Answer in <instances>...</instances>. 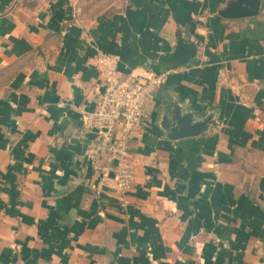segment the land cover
<instances>
[{
  "label": "crops",
  "instance_id": "1",
  "mask_svg": "<svg viewBox=\"0 0 264 264\" xmlns=\"http://www.w3.org/2000/svg\"><path fill=\"white\" fill-rule=\"evenodd\" d=\"M251 2L0 0V264H264V0L229 16ZM101 52L164 75L125 193L84 153ZM168 98L217 124L165 138Z\"/></svg>",
  "mask_w": 264,
  "mask_h": 264
},
{
  "label": "built area",
  "instance_id": "2",
  "mask_svg": "<svg viewBox=\"0 0 264 264\" xmlns=\"http://www.w3.org/2000/svg\"><path fill=\"white\" fill-rule=\"evenodd\" d=\"M95 66L104 90L97 106L83 112L85 128L94 135L84 153L101 178L112 172L117 191L125 193L134 181L133 168L126 161L131 134L140 127L144 106L164 75L152 71L121 75L118 57L104 52L97 54Z\"/></svg>",
  "mask_w": 264,
  "mask_h": 264
},
{
  "label": "water",
  "instance_id": "3",
  "mask_svg": "<svg viewBox=\"0 0 264 264\" xmlns=\"http://www.w3.org/2000/svg\"><path fill=\"white\" fill-rule=\"evenodd\" d=\"M254 2L255 4H253ZM250 7L229 16H243L255 13L258 8V0H252ZM157 123L165 138L175 140L199 135L211 126L216 125L217 121L213 111L197 115L193 109L182 106L177 99L171 100L168 98L165 102L163 101Z\"/></svg>",
  "mask_w": 264,
  "mask_h": 264
}]
</instances>
